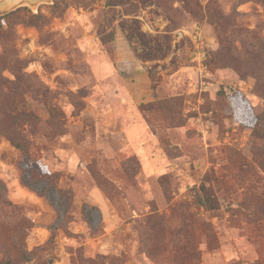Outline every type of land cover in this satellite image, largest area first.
<instances>
[{"label":"rangeland","instance_id":"1","mask_svg":"<svg viewBox=\"0 0 264 264\" xmlns=\"http://www.w3.org/2000/svg\"><path fill=\"white\" fill-rule=\"evenodd\" d=\"M0 81L13 264H264V0L22 7Z\"/></svg>","mask_w":264,"mask_h":264},{"label":"trees","instance_id":"2","mask_svg":"<svg viewBox=\"0 0 264 264\" xmlns=\"http://www.w3.org/2000/svg\"><path fill=\"white\" fill-rule=\"evenodd\" d=\"M14 12L10 13L13 14ZM10 14L4 16V17H0V21L2 19L7 18ZM0 84L1 81H0ZM258 121V119H256ZM254 124V121H253ZM253 131H256V123L255 125H253ZM214 180V179H213ZM213 182V181H211ZM35 192L37 194H41L38 191ZM42 196V195H41ZM198 206L202 207L206 212H216L219 209V203H218V199L214 193V191L210 188V187H205V186H201L198 192V201H197ZM9 201L7 200V188L5 186V184L0 181V208L5 207V206H9ZM0 254L3 256V261L0 262V264H13L6 249L3 247V245L0 243Z\"/></svg>","mask_w":264,"mask_h":264},{"label":"water","instance_id":"3","mask_svg":"<svg viewBox=\"0 0 264 264\" xmlns=\"http://www.w3.org/2000/svg\"><path fill=\"white\" fill-rule=\"evenodd\" d=\"M53 0H0V17H4L19 8L28 7L37 10L41 5H51Z\"/></svg>","mask_w":264,"mask_h":264}]
</instances>
